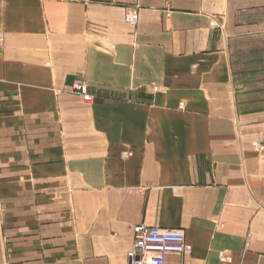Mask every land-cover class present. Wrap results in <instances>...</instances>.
Returning <instances> with one entry per match:
<instances>
[{
	"label": "crops",
	"instance_id": "crops-1",
	"mask_svg": "<svg viewBox=\"0 0 264 264\" xmlns=\"http://www.w3.org/2000/svg\"><path fill=\"white\" fill-rule=\"evenodd\" d=\"M0 30V264H128L139 224L264 264V0H0Z\"/></svg>",
	"mask_w": 264,
	"mask_h": 264
},
{
	"label": "built area",
	"instance_id": "built-area-1",
	"mask_svg": "<svg viewBox=\"0 0 264 264\" xmlns=\"http://www.w3.org/2000/svg\"><path fill=\"white\" fill-rule=\"evenodd\" d=\"M138 21V10L128 7L125 9V22L135 25ZM4 33L0 30V44ZM153 91H158L153 87ZM73 92L86 103L92 101L87 84L77 81ZM264 146L256 147L262 152ZM132 247L127 254L128 264H192V245L187 241L184 231L179 229H164L149 227L145 224L135 225L132 230Z\"/></svg>",
	"mask_w": 264,
	"mask_h": 264
},
{
	"label": "rangeland",
	"instance_id": "rangeland-1",
	"mask_svg": "<svg viewBox=\"0 0 264 264\" xmlns=\"http://www.w3.org/2000/svg\"><path fill=\"white\" fill-rule=\"evenodd\" d=\"M256 49V48H255ZM84 82V81H83ZM86 83V82H85ZM2 205H1V202H0V235H1V228H2V224H1V209H2V207H1Z\"/></svg>",
	"mask_w": 264,
	"mask_h": 264
}]
</instances>
